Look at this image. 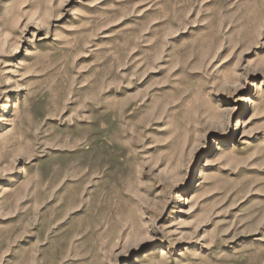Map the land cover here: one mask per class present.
Masks as SVG:
<instances>
[{
  "label": "rangeland",
  "instance_id": "rangeland-1",
  "mask_svg": "<svg viewBox=\"0 0 264 264\" xmlns=\"http://www.w3.org/2000/svg\"><path fill=\"white\" fill-rule=\"evenodd\" d=\"M0 264H264V0H0Z\"/></svg>",
  "mask_w": 264,
  "mask_h": 264
}]
</instances>
